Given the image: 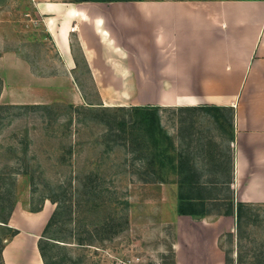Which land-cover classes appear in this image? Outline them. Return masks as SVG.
I'll use <instances>...</instances> for the list:
<instances>
[{"label":"rangeland","instance_id":"374dc122","mask_svg":"<svg viewBox=\"0 0 264 264\" xmlns=\"http://www.w3.org/2000/svg\"><path fill=\"white\" fill-rule=\"evenodd\" d=\"M56 1L123 9L164 0ZM34 11L33 0L0 10V36L33 72L63 74L66 63L56 41ZM112 32L118 46L131 48ZM72 56L84 95L69 93L76 89L61 78L60 88L22 93L21 103L0 99V248L12 234L2 221L9 213L43 210L46 228L57 207L53 198L59 213L42 238L46 245L57 242L51 246L55 264H264V203L246 206L240 226L217 229L214 217H178L175 169L167 158L158 159L156 148L146 144L147 133L132 120V106L153 95L100 96L75 34ZM2 84L0 77V89ZM221 113L218 119L208 110L159 109L168 144L164 153L190 157L201 180L231 177L225 148L233 113L227 108ZM217 184L207 186L211 194L220 192L222 205L210 208L227 211L232 191L228 183Z\"/></svg>","mask_w":264,"mask_h":264},{"label":"crops","instance_id":"0c3cea01","mask_svg":"<svg viewBox=\"0 0 264 264\" xmlns=\"http://www.w3.org/2000/svg\"><path fill=\"white\" fill-rule=\"evenodd\" d=\"M14 1L0 0V10ZM33 4L38 22L48 26L66 68L63 74L33 72L29 62L5 46L7 41L0 36V99L21 103L22 93L58 89L61 78L77 90L69 93L84 95L73 72L75 34L100 96L150 94L151 100L133 104L183 110L210 104L220 111L230 109L232 131L225 149L230 151L231 177L224 183L232 191L235 211L239 202L264 203V0H164L123 9L76 7L70 6L73 1L56 0H33ZM111 31L131 48L118 46ZM29 80L39 84L30 87ZM187 159L189 168L200 174ZM212 195L220 201V192ZM215 203L222 205L206 202V215L197 216L214 217L217 229L236 222V213L210 208ZM179 216L198 219L178 212ZM45 224L43 210L21 208L10 213L7 225L19 232L5 238L2 263L45 264L39 247Z\"/></svg>","mask_w":264,"mask_h":264},{"label":"trees","instance_id":"16d2710c","mask_svg":"<svg viewBox=\"0 0 264 264\" xmlns=\"http://www.w3.org/2000/svg\"><path fill=\"white\" fill-rule=\"evenodd\" d=\"M74 1H84V0H74ZM95 1H113V0H95ZM1 107H3V104L0 103V108ZM199 108L202 110H208L210 112H214L215 116L218 119H220V117L222 116V113L220 111L221 108L219 106L206 104V105L199 106ZM131 109H133L135 112L134 117L132 116L133 122H136L138 124V127L147 133V137H146L147 143L146 144L156 148V151H158L157 157L162 163L164 162L165 158H167L171 166L177 170L176 177L174 178V181L172 182H176L179 187L178 189V202L179 203L177 205L178 212L181 214H189L192 216H197V215L205 216L207 213L206 202L211 201V199L213 201L219 202L218 200H216L218 198H214V196L209 192L212 190H210V188H208L207 185H209L210 183L224 182L222 177L220 178L218 176L210 180H201L202 175L194 173L192 167H191L192 169L189 168L188 161H187L188 159L186 156H184L183 154H180L178 155L179 157H175L174 155H168L164 153V148L167 147L168 144H166L167 142L165 141V139H167V137L165 136L164 130L161 125V118L159 115L160 105H135V106H132ZM161 134H163L162 138H161ZM161 181L166 182V181H171V180L169 178L162 177ZM204 192H207V193H204ZM51 200L57 203V207L55 208L52 216L49 219V222L47 223V226L45 228V233H50V228L52 224L54 223V220L57 214L59 213V209H60V203L58 202V200L53 199V198H51ZM217 205L219 204L215 203V206ZM248 205L250 204L239 202L237 204L236 211H235L233 203L231 202L229 209L225 211V213L227 214L236 213L237 215L236 225L240 226L244 208ZM9 215L5 217V219H3L2 221L8 224ZM10 228L12 230L11 236L19 232L18 229H15L12 227ZM49 237L53 241L54 239H56L52 235H48V238ZM43 238L39 240V247H40L43 259H44V263L45 264H55L56 262L54 261L53 256L51 255V246H54L57 242L55 241L53 243L47 242V245H46L44 243ZM2 246L0 248L1 264H3L2 255H1Z\"/></svg>","mask_w":264,"mask_h":264},{"label":"built area","instance_id":"2783aa9c","mask_svg":"<svg viewBox=\"0 0 264 264\" xmlns=\"http://www.w3.org/2000/svg\"><path fill=\"white\" fill-rule=\"evenodd\" d=\"M75 28V26L73 27V29Z\"/></svg>","mask_w":264,"mask_h":264},{"label":"water","instance_id":"95a60500","mask_svg":"<svg viewBox=\"0 0 264 264\" xmlns=\"http://www.w3.org/2000/svg\"><path fill=\"white\" fill-rule=\"evenodd\" d=\"M200 217V216H197V218Z\"/></svg>","mask_w":264,"mask_h":264}]
</instances>
